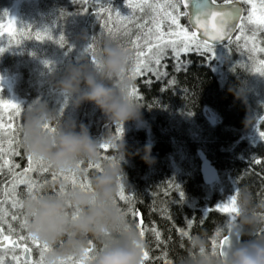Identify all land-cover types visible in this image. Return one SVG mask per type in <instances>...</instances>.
<instances>
[{
    "label": "trees",
    "instance_id": "16d2710c",
    "mask_svg": "<svg viewBox=\"0 0 264 264\" xmlns=\"http://www.w3.org/2000/svg\"><path fill=\"white\" fill-rule=\"evenodd\" d=\"M12 1L0 0V17L6 14ZM21 1L17 10L16 32L0 43V75L7 72L14 77L12 92L21 110V115L16 114V109L10 111L15 129H0V146L3 147V152H0V216L3 217L0 226L4 228L0 238L8 236L11 241L17 242L18 248L26 244L33 255L31 264H37L36 258L38 253L41 255L39 251H43V244L40 241L39 247L33 244L28 239L27 228L21 227L24 211L19 204L26 196V186L12 180L17 172L21 173L20 179L38 181L39 185L60 181L71 186L75 180L77 187L79 182L97 174L96 164L85 162L81 165L83 176L52 170L23 175V169L28 165V154L20 143V125L24 110L33 102L41 101L57 113L59 122L83 123L98 141L110 133L118 135L114 126L93 104L85 102L74 109L71 101L61 96L53 86L54 81L64 75L67 66L85 61L91 64L98 51L97 45L107 42L132 53L125 74L134 81V87L141 97L138 101L134 99L140 107L141 119L128 121L122 128L128 155L121 161L124 173L121 183L123 195L129 197L130 201L119 200L118 192L115 200L122 209L130 207L138 213L135 216L127 215L126 218L138 233L141 230L146 233L141 238L149 253L145 264H182L188 239L195 233H206L213 238L218 232L220 236L216 237L215 244L213 239L210 244L212 249L219 251L221 238L239 222L234 214L216 210V206L227 202L242 186L249 188L255 202L264 201V138L260 135L264 132V116L260 114L257 119L252 118L260 108L254 109L255 103L248 89L250 81L243 70L216 67L215 61L210 63V60L205 59L204 52L199 51L182 54L179 71H176V61L169 53L161 60L159 70L167 73L161 78L151 73L131 77L136 66L135 60H145L135 55L144 51L146 44H140L139 40L144 28H153V19L158 18L155 14L159 11L157 7L154 8L157 0H149L152 8H146L143 13L137 9L130 18V7L122 11L107 0ZM254 1L264 8L261 5L264 0ZM169 2L171 0H167ZM231 2L241 4L242 16L246 18L251 6L242 0ZM179 6L180 2L177 12L180 11ZM166 10L171 11L169 8ZM116 12L123 15L117 17ZM105 21L127 26L123 42L113 38L108 29L103 27ZM137 24L144 27L138 28ZM246 24L245 20L239 21L234 35ZM37 33L44 38L37 40ZM154 61L148 65L156 68ZM169 81L174 83L170 84ZM2 98L4 93H0ZM205 111L210 117L205 115ZM2 114L0 109V117ZM246 115L251 118L247 125L244 123ZM10 140L13 141L11 145ZM145 144L152 146L154 164L148 165L140 158ZM13 149L19 151L20 155H13ZM137 150H140L139 155H132ZM113 156L110 148L101 149V167ZM203 158L217 175L210 185L203 182L200 172ZM5 160H11V164L4 166ZM14 165H19V169ZM45 166V163L33 158L34 168ZM14 183L18 187L14 188ZM13 215L17 217L16 220L12 219ZM188 219L193 220L190 230L186 228ZM9 224L12 230H9ZM152 228L161 233L159 241ZM178 230L188 231L189 235L182 236ZM239 235V242H242L256 235H264V232L249 233L245 227L239 228ZM20 236L26 239L20 240ZM101 246V241H95L91 246L93 251L88 255L67 257L62 264H90L91 253ZM17 247H0V262L30 264L17 255ZM44 258L40 259V264H44Z\"/></svg>",
    "mask_w": 264,
    "mask_h": 264
},
{
    "label": "clouds",
    "instance_id": "9594fccd",
    "mask_svg": "<svg viewBox=\"0 0 264 264\" xmlns=\"http://www.w3.org/2000/svg\"><path fill=\"white\" fill-rule=\"evenodd\" d=\"M97 49L91 64L85 61L67 66L53 86L71 101L74 109L91 103L119 130L128 121L141 119L140 107L130 92L134 81L125 74L132 53L107 42L99 43ZM250 122L246 115L244 123ZM20 134L25 153L56 173L83 176L80 165L100 163L101 145H107L114 153L102 164L99 174L88 178L86 189L57 181L41 185L25 196L22 206L26 228L48 247L44 264H62L67 257H84L95 241H101L102 246L91 253L90 264H143L145 243L114 203L124 176L121 161L128 155L122 134L110 133L98 141L83 123L59 122L57 113L41 101L24 110ZM151 148L145 144L140 157L148 165L155 163ZM139 153L137 150L132 155ZM234 207L241 229L264 232V203L255 202L247 186L238 190ZM211 239L206 233L192 234L182 264H264V235L235 246L226 244L222 253L212 249Z\"/></svg>",
    "mask_w": 264,
    "mask_h": 264
},
{
    "label": "snow or ice",
    "instance_id": "6c2138e0",
    "mask_svg": "<svg viewBox=\"0 0 264 264\" xmlns=\"http://www.w3.org/2000/svg\"><path fill=\"white\" fill-rule=\"evenodd\" d=\"M86 2V0H85ZM180 0H171V2L167 3L166 5H162L160 8V11L155 14L156 17L159 18L160 23H155V18L153 19L154 24V30L153 28H148V39L145 41L147 45L148 52H152L153 49L156 50V58H155V65L156 68H153L150 65H147L145 63V60H140L138 66L132 73V77L135 78L136 76H143L146 73H151L152 75H155L157 78H161L163 76H166L167 73L161 72L159 70L161 66V60L165 58L169 53L171 54V57L175 59L176 61V71H179L181 68V62L180 57L182 54H189L192 52H199L201 50L206 49L211 41L219 40L224 38L226 35H228V28L229 24L233 19H239L241 22H243L245 19L247 21V25H255L257 26L256 30L252 33V35L246 34V29L241 27L239 31V37L238 40L243 41V47L245 49L264 53V41H261L259 39L261 33H264V14H258L256 12V7L254 0H242V2L251 5V8L248 10L247 17H243L240 15L239 9H232L231 11H217L214 10L212 5L216 3V0H194L196 4L202 5V8H197L196 12L198 13L195 17V19H189V25L188 26H182L179 23V15L177 14V5L179 4ZM226 2H231V0H226ZM188 0H185V6H187ZM126 5L130 8L139 9L141 13L145 11L146 8H152V4L149 2V0H126ZM167 7L171 9L169 12H164V8ZM202 14V16L200 15ZM184 15H187L184 13ZM116 16L120 17L121 14L116 12ZM121 19H124L121 17ZM9 20V26L5 28L3 20H0V36H3L4 31H7L10 36H13V34L16 32L15 28V21L13 19ZM109 20H111V16H109ZM210 25V27H209ZM104 28H107L110 35L115 38L116 40L123 42V36L127 32V26L123 24H117L115 22L109 24L108 21H105V24L103 25ZM138 28H143L144 25L137 24ZM121 29L124 31L121 32ZM194 29V30H193ZM45 35H47L45 33ZM35 38L37 40L43 39L44 36H42L40 33H37ZM137 46L139 47L138 42ZM2 51V49H0ZM139 57H145L146 53L145 51L141 50L136 53ZM259 64L264 66V59L259 60ZM255 71L264 74V70H261L260 68H256ZM150 83L151 81H146ZM170 84L174 83V81H169ZM131 95L133 98L138 101L141 99V97L138 94V90L133 87L131 90ZM0 106H7L12 109L17 110V115H21V110L19 104L16 103H9L8 101H4L0 99ZM14 117L13 114L9 113L7 115L8 123H5L3 118L0 117V129H15L16 125L12 123ZM46 128L49 127V125H45ZM117 134H122V129L117 130ZM261 137L264 138V132L260 133ZM13 141H9V144L11 145ZM21 143V141H20ZM101 149H109L107 145H101ZM0 152H3V147L0 146ZM13 155H20L19 151L12 150ZM28 165L23 169V175H26L29 172H43L47 173L50 168L48 166H45L41 169H37L33 167V157L28 155ZM259 163V161H257ZM11 164V160H5L4 166H8ZM81 166V165H80ZM14 167L18 170L19 165H14ZM89 167H92V165H89ZM96 169H98L97 174H99V171L101 169V165L98 163L95 165ZM87 171V169H85ZM74 174V173H71ZM21 173L17 172L12 176L13 181H18L19 184H24L26 186V193L27 195L30 191H33V189L39 188L41 185H39L38 181H25L20 179ZM53 178L55 179V173H53ZM88 178L85 179L84 182H79L78 186L82 189H86L88 187L87 185ZM87 185V187H86ZM13 187H18L17 184H13ZM70 187H77V181L73 180ZM174 187L178 189V186ZM123 185L121 181L119 182V190H118V197L119 200H124L125 202L130 201L129 197H126L123 195ZM181 199L183 198V193H180ZM236 202V195H232L229 197L227 202L217 205L216 210L223 211L226 213L234 214L236 212V208L234 207ZM114 203L118 205V201L115 200ZM264 203V201H262ZM23 200L21 199V202L19 204V207L23 209ZM15 206V204H14ZM123 214L125 216L127 215H138V213L135 212L134 208H127L122 209ZM3 217L0 216V220H2ZM13 220H16L17 217L15 215L12 216ZM22 228H26V220L25 217L23 218ZM137 227H140L137 225ZM193 227V220L188 219L186 223V228L191 229ZM9 230H12V226L9 224ZM151 231L155 233L156 240L159 241L161 238V233L156 229L152 228ZM181 232L182 236H188L189 232L185 230H178ZM4 233V228L0 226V235ZM139 235L141 238L145 237L146 233L144 230H141L139 232ZM220 236V234L217 232L215 233V236L212 238L213 243L216 242V237ZM3 239L5 241L9 240L8 236H3ZM20 240H25L26 237L20 236ZM28 239L32 240V243L37 245L39 247V240L34 238L29 234ZM13 247L17 246V242H12ZM228 243V237L224 236L222 240L219 241L220 245V251L222 253L224 246ZM25 251H31L25 244L24 246ZM98 250V249H96ZM48 251L47 245H43V251L41 252V256L43 253H46ZM88 253L93 251V249H88ZM149 253L147 250H145L144 253V262L148 260ZM2 264V262H0ZM37 264H40V262H37Z\"/></svg>",
    "mask_w": 264,
    "mask_h": 264
},
{
    "label": "rangeland",
    "instance_id": "374dc122",
    "mask_svg": "<svg viewBox=\"0 0 264 264\" xmlns=\"http://www.w3.org/2000/svg\"><path fill=\"white\" fill-rule=\"evenodd\" d=\"M107 1H112V0H107ZM21 0H13L11 3V6L9 10L6 12V14L3 17H0V20H3L5 28L9 26V20L8 19H13L16 23L17 20V13H18V8L20 6ZM192 0H188L187 6H185V0H180V6L179 9L180 11L177 12L179 15V23L182 26H185L183 21L184 19L182 18V15L186 13L188 15V11L190 9V4ZM255 2V1H254ZM167 0H157L156 4L154 5V8L157 7V11H160V8L162 5H166ZM264 6V3L261 4ZM251 6V5H250ZM255 7H256V12L258 14H264V8L260 7L256 2H255ZM115 8H119L120 10H127L129 7L126 5V0H119L115 2ZM251 8V7H250ZM131 12L128 18L131 17V14L133 11L137 10L134 8H130ZM167 7L164 8V12H169V10H166ZM123 15V14H121ZM186 15V16H187ZM247 17V16H246ZM155 23H160L159 18L155 19ZM187 26L189 23L186 21ZM245 23H247L245 19ZM244 27L246 29V34L252 35V33L256 30L257 26L255 25H245ZM148 27L144 28V33H142L139 37L140 44H146L145 41L148 39ZM152 28V27H151ZM154 30V28H153ZM194 30V29H193ZM9 34L7 31H4L3 36H0V43L3 42V40L8 37ZM239 37V32L235 35H233L231 38L228 39L227 43H220L214 46H208L206 49L201 50L204 52L205 59L208 61L210 60V63L212 61L216 62V67H226L227 70H234L236 67L239 68L238 70H243L244 75L247 77V79L251 82H249L248 89L251 90L250 94L252 96V99L254 100L255 106L254 109L260 108L259 110H256L258 113H255L254 111L252 114H254V119H257L260 114H263L264 116V74H261L257 71H255L256 68H260L261 70H264V66L259 64V60L264 59V53H259V52H254L248 49H245L243 47V41L238 40ZM259 39L261 41H264V33H261ZM1 47V45H0ZM144 51L146 53V56L144 57L145 63L148 65L151 61H153L156 58V50L153 49L152 52H148L147 50V45H145ZM139 57V56H137ZM142 58V57H141ZM142 59H136L135 60V67L132 70L136 69V67L139 64V61ZM130 71V69H129ZM131 72V71H130ZM131 76V74H129ZM132 77V76H131ZM14 77L9 76L7 72L3 73L0 75V93H4V98L2 100L8 101L10 104L11 103H18V100L14 93L12 92V88L14 85ZM256 95V96H255ZM255 97L258 99L256 101ZM260 104V106H259ZM0 109L2 110V118L5 123H8L7 120V115L10 113L12 108L7 107V106H0ZM253 116V115H252ZM261 119V118H260ZM259 122V121H258ZM258 137V136H257ZM215 181V180H214ZM214 181L212 183H214ZM3 237L0 238V242L3 241ZM5 241V240H4ZM4 246H0L1 248H11L13 247L12 241L9 239L8 241H5ZM17 247V246H16ZM30 249V248H29ZM24 251L23 246L17 247V255L25 261L29 262L31 264L30 258L27 260L24 258ZM42 252V251H39ZM46 254V253H45ZM33 256V255H32ZM29 257V255H28ZM44 258V253L41 256L39 253L37 255L36 261L40 262V259ZM44 262V261H43Z\"/></svg>",
    "mask_w": 264,
    "mask_h": 264
},
{
    "label": "water",
    "instance_id": "95a60500",
    "mask_svg": "<svg viewBox=\"0 0 264 264\" xmlns=\"http://www.w3.org/2000/svg\"><path fill=\"white\" fill-rule=\"evenodd\" d=\"M212 7H213L214 10H217V11H231L232 9H239L240 15L242 14V7L237 2L215 3V4L212 5ZM197 8H202V5L196 4L194 2V0H193L192 3H191V15H190V18L193 19V20L195 19L196 15L198 14L196 12ZM200 15L202 16V14H200ZM238 21H239V19H233L230 22V24H229L228 35H226L222 39L211 41V44L215 45V44H218V43H221V42L227 40L234 33ZM209 27H210V25H209ZM205 115L207 117H210V114L208 113V111H205ZM203 160H204V158H203ZM200 172H201V175H202L203 182L206 185L212 183L215 180L216 172H215L214 168H212L208 164L207 161L204 160L202 162L201 167H200ZM224 236L228 237L227 245L235 246L237 244V242H239V238H240V236H239V226H235L234 228L229 229L228 232L226 233V235H224ZM223 237L221 238V240L223 239ZM4 243H5L4 240L1 241L0 242V246H4L5 245ZM219 250H220V245H219ZM23 255H24V258L27 259V260L30 258L29 251H24ZM28 255H29V257H28Z\"/></svg>",
    "mask_w": 264,
    "mask_h": 264
},
{
    "label": "flooded vegetation",
    "instance_id": "af4514ba",
    "mask_svg": "<svg viewBox=\"0 0 264 264\" xmlns=\"http://www.w3.org/2000/svg\"><path fill=\"white\" fill-rule=\"evenodd\" d=\"M112 1L115 3V2H117V1H119V0H112ZM190 14H191V13H190V9H189V11H188V15H187V16L185 15V18H183V19H184L183 23H184L185 26H187L186 21L189 23V19H191V18H190Z\"/></svg>",
    "mask_w": 264,
    "mask_h": 264
}]
</instances>
